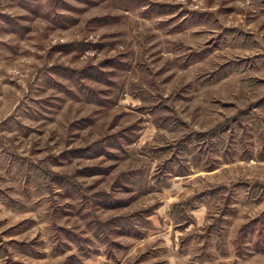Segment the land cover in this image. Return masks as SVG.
Listing matches in <instances>:
<instances>
[{
	"label": "rangeland",
	"instance_id": "1",
	"mask_svg": "<svg viewBox=\"0 0 264 264\" xmlns=\"http://www.w3.org/2000/svg\"><path fill=\"white\" fill-rule=\"evenodd\" d=\"M0 264H264V0H0Z\"/></svg>",
	"mask_w": 264,
	"mask_h": 264
}]
</instances>
